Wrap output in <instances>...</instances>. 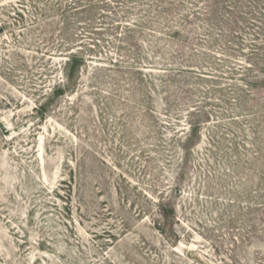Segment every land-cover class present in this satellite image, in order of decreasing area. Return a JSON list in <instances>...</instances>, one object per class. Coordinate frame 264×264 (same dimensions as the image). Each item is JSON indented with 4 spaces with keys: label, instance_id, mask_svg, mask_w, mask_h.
I'll return each mask as SVG.
<instances>
[{
    "label": "rangeland",
    "instance_id": "rangeland-1",
    "mask_svg": "<svg viewBox=\"0 0 264 264\" xmlns=\"http://www.w3.org/2000/svg\"><path fill=\"white\" fill-rule=\"evenodd\" d=\"M0 264H264V0H0Z\"/></svg>",
    "mask_w": 264,
    "mask_h": 264
},
{
    "label": "trees",
    "instance_id": "trees-1",
    "mask_svg": "<svg viewBox=\"0 0 264 264\" xmlns=\"http://www.w3.org/2000/svg\"><path fill=\"white\" fill-rule=\"evenodd\" d=\"M17 15L20 16V14H17ZM71 63H72V66H75L77 63V58H74V60ZM200 126H201L200 124H192L190 127V132H192V134H194V132H196L197 128H199ZM172 213H173V211H172V209L170 210L168 205L160 204L159 215L163 219V222H166L169 218H171Z\"/></svg>",
    "mask_w": 264,
    "mask_h": 264
}]
</instances>
